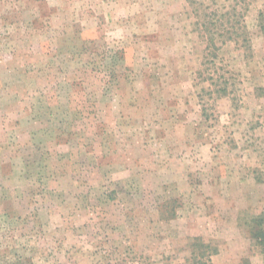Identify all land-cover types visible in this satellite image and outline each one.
I'll list each match as a JSON object with an SVG mask.
<instances>
[{
	"label": "rangeland",
	"instance_id": "374dc122",
	"mask_svg": "<svg viewBox=\"0 0 264 264\" xmlns=\"http://www.w3.org/2000/svg\"><path fill=\"white\" fill-rule=\"evenodd\" d=\"M262 12L0 0V264H263Z\"/></svg>",
	"mask_w": 264,
	"mask_h": 264
},
{
	"label": "trees",
	"instance_id": "16d2710c",
	"mask_svg": "<svg viewBox=\"0 0 264 264\" xmlns=\"http://www.w3.org/2000/svg\"><path fill=\"white\" fill-rule=\"evenodd\" d=\"M259 21H260V28L264 34V12H262L259 16ZM205 25V24H203ZM206 26V25H205ZM216 41V38H211V39H208V42H207V49H210V47H216L215 46V42ZM253 228L251 230V237L252 239H254L256 241V243H258V245H260L262 247V250L264 252V214L259 216L258 218H256L254 221H253ZM264 264V263H263Z\"/></svg>",
	"mask_w": 264,
	"mask_h": 264
}]
</instances>
